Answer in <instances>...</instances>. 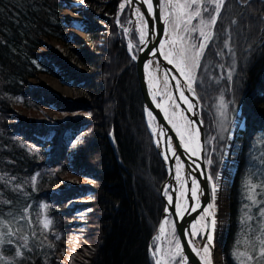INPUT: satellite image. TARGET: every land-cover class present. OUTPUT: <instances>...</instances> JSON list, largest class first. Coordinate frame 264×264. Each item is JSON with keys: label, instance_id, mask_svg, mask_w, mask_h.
Returning a JSON list of instances; mask_svg holds the SVG:
<instances>
[{"label": "trees", "instance_id": "trees-1", "mask_svg": "<svg viewBox=\"0 0 264 264\" xmlns=\"http://www.w3.org/2000/svg\"><path fill=\"white\" fill-rule=\"evenodd\" d=\"M124 1L84 0L81 39L60 0H0V264H153L167 173L127 53ZM213 33L195 82L204 150L210 137L215 156L224 149L212 118L221 97L244 118L222 261L264 264V0H226ZM45 41L55 48L42 57ZM224 56L232 80L216 84ZM38 76L69 85L72 101L31 87Z\"/></svg>", "mask_w": 264, "mask_h": 264}, {"label": "bare ground", "instance_id": "bare-ground-1", "mask_svg": "<svg viewBox=\"0 0 264 264\" xmlns=\"http://www.w3.org/2000/svg\"><path fill=\"white\" fill-rule=\"evenodd\" d=\"M166 1L170 2L171 4L177 3L176 0H166ZM136 9L139 8L136 5L133 6L132 18L134 20V23L140 29V31L143 30L144 33V29H143L144 27L141 22V13L139 11V15H137ZM71 10L72 13H75L76 11V9L74 8ZM175 10L177 12L179 11L178 9ZM139 36L141 39V33ZM130 37H132V35ZM180 37L181 35L179 34V31L173 32L171 31L170 27H168L164 31L163 38L159 44V54L163 62L168 67H163L160 65V63L157 60H152L147 64L145 68V73L147 78L153 85L156 94L154 97V101L157 103L159 110L162 112L163 116L165 117L169 131L171 132L172 136L177 140L178 144L184 149V154L187 155V159L191 163V165H189L188 168L194 169L195 167H197L196 166L197 154L199 151H201L197 125L195 123L189 125V121H193L191 120V117L195 114V109L193 108L192 111L187 110V105L184 103L183 98H181L180 92L183 91L184 95L188 97L189 101L191 102L195 98V96L193 95L192 92L188 91L187 87H180L187 83L185 76H183L181 72L177 70L174 64H170L168 62V59L165 58V54L171 52L172 55L169 57V59H173L174 61L177 60V54L179 50L182 47H185L182 44ZM165 79H167V87H165ZM173 105H179V107H173ZM147 113L149 115L148 111L146 112V114ZM150 117L155 121V118L152 114ZM173 124H175L176 127H173ZM240 124H241V119L239 117L232 135L233 146H234L235 134L236 131L239 129ZM150 129L153 132H155L154 134L156 136L157 143L155 142L154 146L157 147L162 158L165 160L164 151H169V156L174 159L175 177L177 180L182 179L183 181L181 183V188L178 189V195H179L178 200H179V204L184 207L186 204V201L184 199L187 193L188 184L190 185L189 192L191 197H193L192 190L193 189L196 190V183L193 184V181H195V179L192 177L191 173L188 174L186 173V165L179 156V154L176 153V155L173 156L172 152L173 151L176 152V148L173 144L171 135H166V137H163L162 134L157 130L156 124L155 127H152L150 125ZM181 137H183V141L181 140ZM230 158H232V156ZM230 158L226 161L223 173L220 177L219 184L215 188L216 191H215L214 201L210 200V204L205 207V210L202 213H200L196 222L192 224L190 227L189 233H191L192 231H196L198 233V235L194 238V244H189V240L193 238L189 234L186 236V242L189 249L194 253H197V251H199V255H200L199 257H201L200 259L202 261V264H222L221 254H222V249H223L222 247H223L226 228H227L228 195H229L227 191H225L224 183L228 179L229 173L233 172L231 171L232 160ZM206 170H207V179H209L207 167ZM194 198L196 200V195ZM201 217H205V219L202 220ZM213 218L215 219L216 223L214 227L210 229L212 234V243L209 249V254H205L202 251L205 241L201 237L202 236L206 237L207 235V232L204 228L206 221H210ZM193 225H195V228H193ZM162 227L164 229L163 232H161ZM167 231H168V226H166V224H162L159 228L160 241H162L163 240L162 238L166 236ZM194 248L197 251H194L193 250ZM159 261L160 264H167L166 260L164 259V254L162 252L160 254Z\"/></svg>", "mask_w": 264, "mask_h": 264}, {"label": "water", "instance_id": "water-1", "mask_svg": "<svg viewBox=\"0 0 264 264\" xmlns=\"http://www.w3.org/2000/svg\"><path fill=\"white\" fill-rule=\"evenodd\" d=\"M160 1L161 0H150L153 5L151 11H149L148 2L144 0H134L133 5L128 4L129 18H132L133 6L136 5L139 8L141 17L144 21L143 29L145 42L139 43L135 55L136 58L133 59V44L129 37L130 29H126L127 26H125L124 32L128 41L127 52L135 64L137 81L143 100L145 114L148 111L154 116L157 130L160 133L163 132V137H166V135H171L173 144L176 148V153L179 154V156L186 165V173H191L192 177L196 181V200L194 197H191L189 192L190 185L188 184L187 193L184 199L186 201V204L184 207L179 204L178 189L181 188V183L183 181L182 179L177 180L175 177L174 159L169 156V151H164L165 157H167L164 160L157 147L154 146L167 173L166 180L160 188V196L163 202V211L161 214L156 234L158 233L160 226L162 224H166L167 220L170 218L173 224V228L176 231V235L183 251V255L187 258L185 264H202V261L200 259L201 257H199L200 255L191 251L186 242V236L189 234L191 225L196 222L200 213L205 210V207L210 204L211 200L207 179V170L204 162L203 123L200 118V104L195 94V98L192 100L194 104L195 114L191 117V120L195 122L198 128L199 144L201 145V151H199L197 154V167H195L194 169H189L188 166L191 165V163L187 159V155L184 154V149L178 144L177 140L172 136L171 132L169 131L166 119L163 116L162 112L159 110L157 103L154 101V97L156 94L153 85L149 81L145 73V68L147 64L152 60H157L163 67H168L160 57L159 44L163 38L164 31L168 28L167 21L169 17V12L167 11V5L170 2L162 0L165 5V16L162 19L160 15ZM132 24H134L133 21ZM130 45L131 49L129 47ZM149 251L151 252L150 248Z\"/></svg>", "mask_w": 264, "mask_h": 264}, {"label": "rangeland", "instance_id": "rangeland-1", "mask_svg": "<svg viewBox=\"0 0 264 264\" xmlns=\"http://www.w3.org/2000/svg\"><path fill=\"white\" fill-rule=\"evenodd\" d=\"M60 1H62L64 3V10H63L62 15H63L64 21H65V24L68 27V33L70 35H75V36L83 39L84 38V31L83 30H84L85 26L88 25L87 20L85 18H83L81 15L82 11L85 8L84 0H83V3L81 2V0H60ZM176 2L184 3L185 0H176ZM122 4L125 5V3H123V2H122ZM71 6H72V8H71ZM73 8L76 9L75 13H72L71 9H73ZM164 8H165V6L162 3V5H161V15L162 16L165 14ZM176 13H177V11L175 9H173V12L171 14L169 13V18L167 21V26L170 27L171 31H173V32H175L174 31V24L176 21ZM72 18H74V19H72ZM132 21L134 23V20L132 18H129V22H127L128 25L129 26L131 25L133 27V30L136 32V35H140V33H141L140 29L137 27V25L135 23L132 24ZM197 24H198V18L193 19L191 22V25H189V27H192V26L197 25ZM183 28H184V25L181 24L179 34L181 36L183 35V36L187 37L188 39L183 40V41L181 40L182 44L185 47L187 46V44H191L193 42L199 44L200 38H199L198 32L184 33ZM54 48H55L54 42L45 41L42 48L39 50L38 54L42 57L51 56V55H53V49ZM223 61H224V67L226 69L225 70L221 69V67H223L222 63L220 64L221 67L219 66L217 68L218 76L214 79V82L216 84L219 83L222 78L228 77L229 68L227 67V56L223 57ZM197 70L195 72V75H197ZM30 86L34 87V88L45 89L59 99H62L65 101H72V93L70 91L69 85L63 84L56 79H51V78H48L45 76H38L37 78L30 81ZM192 86L195 89V83ZM198 101H199V99H198ZM222 101H223V104L221 103ZM199 104H200V102H199ZM214 108H215V112H213L212 118L215 121V127H216L215 136L219 139L220 142H223L224 149H223L221 154L218 153V155L215 156V147L213 145L215 144L216 140L214 137H210L209 141H207V145H209V151L206 152L204 150L205 167H207V169H208V177H211V179H208L211 201H214L213 187L216 188L218 186L219 181H220V177L223 173L224 166L226 164V161L231 156H232V158H230L232 160L231 171H234L235 164L238 160V145L236 144V135H237L238 131L243 128V123H244V118H243V114H242L241 109L237 110L235 108V106L232 107L231 105H226L223 97H221L217 101L216 105H214ZM200 112H201V105H200ZM48 115L52 116L53 113L50 111L48 113ZM62 117H66V115H62ZM239 117L241 119V124L239 126V129L236 131L235 139H234V146H233L232 135H233V131H234L235 125H236ZM149 118L151 119V117L147 113L146 114V123H147V127L149 128V132H150L151 136L154 135V136H152L153 144H154L156 142V136L154 134L155 132H153L150 129V125L152 127H155L156 122L153 119L150 120ZM203 139H204V135H203ZM204 149H205V142H204ZM209 161H211V163H209ZM213 167H214V172L219 170L215 173L214 176H212V174H211V173H213V171L211 170V168H213ZM232 174H233V172L229 173V175H228L229 177L226 180V182L224 183L225 191H227L228 194H229V187H230L229 181H231ZM66 188H67V185H65L63 183V184L59 185L56 190L62 191V190H65ZM167 226H168V231L166 233V236L163 237V240L160 242V235L158 232L156 234L153 242H152L153 249L150 247V249H151L150 253L152 254L151 257L153 259V264H154V260H157L158 257H159L158 260L160 259L161 252L164 254V259L166 260L167 264H174V262L172 261V253H174V251H175V243L177 241L179 242V240L176 236V232H175V229L173 228L171 221L169 223L167 222ZM157 237H159V239H157ZM158 242L160 243V245L158 244ZM154 252L156 253L155 256L153 255ZM221 258H222V254H221ZM66 260H67L66 257H64L63 262H66ZM178 260L179 259L177 257L176 261H178ZM222 264H223V261H222Z\"/></svg>", "mask_w": 264, "mask_h": 264}, {"label": "snow or ice", "instance_id": "snow-or-ice-1", "mask_svg": "<svg viewBox=\"0 0 264 264\" xmlns=\"http://www.w3.org/2000/svg\"><path fill=\"white\" fill-rule=\"evenodd\" d=\"M83 3V0H81ZM148 2V8L149 11H151L153 5L150 2V0H147ZM129 5H133L134 0H128ZM226 0H185L184 3L177 2L176 4L169 3L167 5V11L171 14L173 12V9H178L179 11L176 13V21L174 24V31L180 30V25L183 24V32L189 33V32H198L200 42L199 44L193 42L191 44H187L186 47H182L178 54H177V60L174 61L173 59H169V57L172 55L171 52L165 54V58L168 59V62L170 64H174V66L177 68L178 71L181 72L183 76H185V79L187 83L185 85H182L180 87H187L189 92H192L193 95H195V89L193 88V84L196 82V75L195 72L197 69L201 67L200 60L204 56L205 50L209 47V43L213 40V29L216 28L217 20L222 15V9L225 7ZM211 6V7H209ZM120 8H124V4L120 5ZM137 15H139V9H136ZM204 13L207 14V18H205ZM198 18V24L194 25L192 27H189L191 25V22L193 19ZM141 22L144 23L143 18L141 17ZM180 39L186 40L188 39L185 36H181ZM141 43H144V33L143 30H141ZM131 49V45L129 46ZM136 57L133 56V59ZM183 65V66H182ZM232 72L228 73V80H232ZM165 87H167V79H165ZM181 98H183L184 103L187 105V110L192 111L194 108V104L189 101L188 97L184 95V92H180ZM223 104V101L221 102ZM173 107H179V105H173ZM149 116H151V113H149ZM195 123L194 121H189V125ZM173 127H176L175 124H173ZM163 134V132H161ZM181 140L183 141V137H181ZM173 156L176 155V152H172ZM167 158V157H165ZM211 163V161H209ZM211 179V177H208ZM196 182L193 181V184ZM215 187H213V197H215ZM196 190H192V196L195 197ZM171 202V200H170ZM261 216H264V210H261L260 212ZM202 220L205 219V217H201ZM216 221L215 219H211L210 221H206L204 228L207 232L206 237L202 236L201 238L204 239V245H203V253L209 254V249L212 243V234H211V228L214 227ZM47 226V225H46ZM193 228H195V225H193ZM163 227L161 228V232H163ZM189 235L193 238L189 240V244H194V238L198 235L196 231H192L189 233ZM159 239V237H157ZM194 251H197L195 248ZM19 254V253H18ZM197 254L199 255V251H197ZM153 255L155 256L156 253L154 252ZM260 255L264 257V247L261 249ZM179 258L178 261H176V258ZM186 257L183 255V251L181 249V246L179 242L177 241L175 243V251L172 253V261L174 264H185ZM157 264H160V261L157 260Z\"/></svg>", "mask_w": 264, "mask_h": 264}, {"label": "flooded vegetation", "instance_id": "flooded-vegetation-1", "mask_svg": "<svg viewBox=\"0 0 264 264\" xmlns=\"http://www.w3.org/2000/svg\"><path fill=\"white\" fill-rule=\"evenodd\" d=\"M170 219V218H169ZM170 221H171V219H170Z\"/></svg>", "mask_w": 264, "mask_h": 264}]
</instances>
